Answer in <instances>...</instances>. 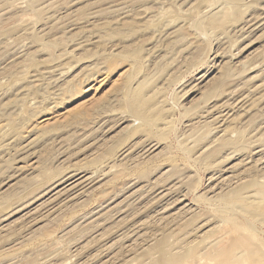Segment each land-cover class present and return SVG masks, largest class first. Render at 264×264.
Returning a JSON list of instances; mask_svg holds the SVG:
<instances>
[{
  "label": "rangeland",
  "instance_id": "1",
  "mask_svg": "<svg viewBox=\"0 0 264 264\" xmlns=\"http://www.w3.org/2000/svg\"><path fill=\"white\" fill-rule=\"evenodd\" d=\"M263 13L0 0V264H150L161 240L205 247L237 220L264 246V223L220 199L250 167L264 183ZM201 252L182 261L214 263Z\"/></svg>",
  "mask_w": 264,
  "mask_h": 264
},
{
  "label": "bare ground",
  "instance_id": "2",
  "mask_svg": "<svg viewBox=\"0 0 264 264\" xmlns=\"http://www.w3.org/2000/svg\"><path fill=\"white\" fill-rule=\"evenodd\" d=\"M264 14V13H263ZM255 25V24H254ZM258 29V28H257ZM254 31V30H253ZM133 105V104H132ZM135 105V107L137 108V104H134ZM133 105V106H134ZM135 107H132L133 109H134V111L138 114V115H140L142 118H143V121H144V119L147 121V122H149V123H151V120H148V118L145 116V112H143V111H140V110H138V109H136ZM139 117V116H138ZM141 118V119H142ZM222 119V118H221ZM146 121H144L145 122V124H147V122ZM221 121V120H220ZM219 121V122H220ZM223 122H224V120H223ZM148 123V124H149ZM225 136H222V138H224ZM225 140H228V139H226V138H224ZM224 139H221V140H223V142L225 141ZM222 142V141H221ZM227 142V141H226ZM227 143H229V140H228V142ZM234 143V142H233ZM261 143V142H260ZM225 145V144H224ZM228 145V144H227ZM229 145H230V143H229ZM228 145V146H229ZM256 145V144H255ZM259 145V144H258ZM222 146V145H221ZM233 146V145H232ZM262 147V146H261ZM262 150V149H261ZM213 152H215V150L213 151V149H212V155H213ZM260 164V163H259ZM257 167H259V166H257ZM264 167V166H263ZM261 168H262V166H261ZM248 169H251L252 171H250V170H248L247 172V175L245 176L246 178H247V181L244 183H239V185L238 186H236V187H232L231 188V185H230V189L228 190V187H227V190L228 191H226V193H224V194H222L221 196H220V194L218 195V196H220V199H222V202L225 204V208H223L224 210H226V212H230L231 214H234V213H238V214H241L242 216H244V217H248V218H250V219H252V220H254V221H260L261 222V225H262V222L264 223V183L263 184H259L258 183V181H256V179H255V177H254V170L255 169H253L252 167H250V168H248ZM260 171V170H259ZM262 171V170H261ZM264 171V170H263ZM262 171V172H263ZM250 173H253V175L251 174L250 175ZM257 173H259V172H257L256 171V175H257ZM214 174H216V173H214ZM220 175V174H219ZM255 175V176H256ZM87 177V176H86ZM245 177H243L244 179H246ZM258 177H260L259 175H258ZM262 177H264V176H262ZM88 178V177H87ZM212 178H216V177H214V176H212ZM218 178V177H217ZM226 178V177H225ZM243 178H242V180H243ZM65 179V178H64ZM86 179V178H85ZM89 179V178H88ZM227 179V178H226ZM260 179V178H259ZM228 180V179H227ZM242 180H241V182H242ZM261 180V179H260ZM262 180H264L263 178H262ZM79 182H81L80 180H78ZM86 181V180H85ZM215 180H213V182H214ZM219 181H220V178H219ZM59 182V181H58ZM91 182V181H90ZM223 182H224V180H223ZM227 182V181H226ZM229 182V181H228ZM56 183V182H55ZM78 183V182H77ZM83 183H85V182H83ZM225 183V182H224ZM75 184H76V182H75ZM79 184H81L82 186H83V184L82 183H79ZM87 184V183H86ZM232 184V183H231ZM52 185H54V184H52ZM60 185V184H59ZM81 185H79V186H81ZM89 185V184H88ZM212 185H214V184H212ZM223 185V187H224V185H227V183L226 184H222ZM72 186H73V183H72ZM72 186H69V187H72ZM235 186V185H234ZM50 187H52L51 185H50ZM68 187V188H69ZM84 188V187H83ZM213 188V187H212ZM221 188V187H220ZM56 189V188H55ZM70 189V188H69ZM45 190V192H46V189H44ZM49 190V189H48ZM61 190H63V189H61ZM60 190V191H61ZM72 190V189H71ZM218 190V189H217ZM59 191V189L56 191V192H58ZM60 191L58 192V194L60 193ZM73 191V190H72ZM77 192V191H76ZM215 192V191H214ZM216 192H218V193H220L219 191H216ZM40 193H41V191H40ZM43 193V192H42ZM51 193V192H50ZM52 193H53V191H52ZM63 193V192H62ZM75 193V192H74ZM167 193V192H166ZM217 193V194H218ZM44 194V193H43ZM48 194V193H47ZM57 194V193H56ZM72 194V193H71ZM174 194V193H173ZM213 194V193H212ZM67 195V194H66ZM65 195V196H66ZM73 195V194H72ZM214 195H216V194H214ZM39 196H41V195H39ZM52 196H54V195H52ZM59 196V195H58ZM76 196V195H75ZM79 196V195H78ZM132 196V195H131ZM183 196V195H182ZM55 197V196H54ZM60 197V196H59ZM47 198V197H46ZM51 198V197H50ZM35 199H37V198H35ZM41 199V198H40ZM177 199V198H176ZM48 200V199H47ZM52 200H53V198H52ZM182 200V199H181ZM48 201H51V200H48ZM170 201V200H169ZM175 201V200H174ZM44 202V201H43ZM153 202V201H152ZM166 202V201H165ZM171 202V201H170ZM184 202V201H183ZM182 202V203H183ZM178 203V202H177ZM187 203V202H186ZM37 204V203H36ZM40 204H44V203H42V202H40ZM155 203L153 202V205H154ZM164 204V203H163ZM136 205V204H135ZM174 205V204H173ZM38 206V205H37ZM36 206V207H37ZM47 206H48V204H47ZM137 206V205H136ZM182 206V205H181ZM35 207V208H36ZM158 207V206H157ZM160 207V206H159ZM158 207V208H159ZM176 207V206H175ZM39 208V207H38ZM120 208V207H119ZM167 208V207H166ZM190 208V207H189ZM43 209V208H42ZM34 210H36V209H34ZM164 210V209H163ZM169 210V209H168ZM223 210V211H224ZM41 211V210H40ZM93 211V210H92ZM103 211V210H102ZM162 212V211H161ZM165 212V211H164ZM155 213V212H154ZM34 214V213H33ZM165 214V213H164ZM177 214V213H176ZM221 214H223V212H221ZM227 214V213H226ZM160 215V214H159ZM161 215H162V213H161ZM160 215V216H161ZM102 216V215H101ZM106 216V215H105ZM105 216H103V217H105ZM218 216V215H217ZM219 216H221L220 214H219ZM218 216V221L220 220V217ZM231 216V215H230ZM91 217H93V216H91ZM215 217V216H214ZM222 218V217H221ZM235 218V217H234ZM98 219V218H97ZM217 219V218H216ZM225 221V219H221V221ZM231 221L233 220V219H230ZM246 220V219H245ZM222 221V222H223ZM230 221V222H231ZM233 221H235V220H233ZM232 221V222H233ZM244 221V220H243ZM220 222V221H219ZM222 222H221V224L220 225H222ZM226 222H227V219H226ZM226 222H224V223H226ZM236 222V221H235ZM260 222H258V223H260ZM229 223V222H228ZM237 223H239L240 225H241V223L240 222H238V220H237ZM243 223V222H242ZM257 223V222H256ZM213 224V223H212ZM216 224H217V221H216ZM215 224V225H216ZM233 224H234V222L233 223H231V225L233 226ZM236 224V223H235ZM131 225V224H130ZM226 225V227H227V223L225 224ZM237 225V224H236ZM235 225V226H236ZM240 225L239 226H236V227H233V228H231V227H229L230 228V230H225V228H224V230H225V233H223L222 235H217V237L215 238L214 237V235H213V237L215 238L214 240H210V242H209V240H208V242H209V245H211L212 244V247L210 246V248L208 247L209 245H208V243L206 244H204L205 245V247H208V249L207 248H205L204 246H203V244H202V246H201V244H199V243H195V242H197V241H195V239H194V243H192L191 241L189 242V244H188V242L187 241H185V242H187L186 243V245H182V244H179L178 245V247H179V250H172L171 249V247H170V244H168L167 243V240L165 241V239H163V240H161L160 242H158V243H156V246L155 245H153L154 247H157L158 249H159V254H158V257L157 256H155V258H151V263L150 264H184L183 262H185V263H187L186 261L188 260L189 261V259H185V261H182V258H183V255H186V254H189L187 257H189L190 255V257H193V258H195L196 256H197V254H198V252L199 251H201L202 250V252H203V250H205L206 252H207V254L209 255V256H211V258L210 259H212V261L214 262H212L213 264H264V246H262V242H258L257 241V237H256V239H255V237H254V235L252 234L253 233V230L250 228L249 229V227H246L244 224V226L245 227H240ZM242 225V226H243ZM213 226V225H212ZM214 227V226H213ZM212 227V228H213ZM216 227V226H215ZM218 227V226H217ZM222 228L220 229V231L221 232H223L222 230H223V227H225V226H221ZM219 228H220V226H219ZM226 229H228V228H226ZM263 229V228H262ZM250 230H252V231H250ZM120 231V230H119ZM216 231V230H215ZM257 231V230H256ZM130 233V232H129ZM215 234H216V232H215ZM258 234V233H257ZM127 235V234H126ZM130 236V235H129ZM256 236V235H255ZM263 238V237H262ZM122 239V238H121ZM126 239H127V237H126ZM196 239H198V238H196ZM120 240V239H119ZM118 240V242H120ZM131 240V239H130ZM129 240V241H130ZM137 240V239H136ZM135 240V241H136ZM202 240V239H201ZM258 240L259 241H263V239L261 240V237L259 238L258 237ZM124 242H125V240H123ZM128 241V240H127ZM128 241V242H129ZM206 241V240H205ZM112 242V241H111ZM116 242V241H115ZM122 242V241H121ZM131 242H134V241H130V243ZM184 242V243H185ZM112 243H114V241L112 242ZM130 243H129V245H130ZM153 243V242H152ZM154 243V244H155ZM183 243V244H184ZM203 243V242H202ZM264 243V242H263ZM110 245H111V243H109ZM116 244V243H115ZM122 244H123V242H122ZM135 244V243H134ZM109 245V246H110ZM118 245V244H117ZM129 245H128V247H129ZM132 245V244H131ZM131 245H130V247H131ZM188 245V246H187ZM104 246V245H103ZM109 246H106V247H109ZM122 246H124V244L122 245ZM121 246V247H122ZM111 247V246H110ZM152 247V246H151ZM126 248V247H125ZM148 248H150V246H148ZM147 248V249H148ZM107 249V248H106ZM117 249V248H116ZM130 249V248H129ZM128 248H127V250H129ZM118 250V249H117ZM126 250V249H125ZM146 250V249H145ZM151 250V249H150ZM114 251V250H113ZM116 251V250H115ZM130 251V250H129ZM152 251H153V249H152ZM157 251V250H156ZM205 251L203 252V253H205ZM112 252V251H111ZM110 252V253H111ZM118 252H120V251H118ZM201 252V253H202ZM55 253V252H54ZM53 253V254H54ZM149 253V252H148ZM147 253V254H148ZM152 253V252H151ZM57 254V253H56ZM112 254V253H111ZM110 254V255H111ZM155 254V253H154ZM61 255V254H60ZM151 255V254H150ZM156 255V254H155ZM196 255V256H195ZM201 255V254H200ZM118 256H119V254H118ZM207 256V255H206ZM208 256V257H209ZM153 257V256H152ZM65 258V257H64ZM73 258V257H72ZM186 258V257H185ZM43 259V258H42ZM76 259V258H75ZM204 259H205V257H204ZM27 260V259H26ZM43 260H45V259H43ZM49 260V259H48ZM193 260V259H192ZM200 260V259H199ZM207 260V259H206ZM42 261V260H41ZM46 261V260H45ZM45 261H43V262H41V263H44ZM72 261H74V260H72ZM197 261H198V259H197ZM211 261V260H210ZM49 262V261H48ZM67 262V261H66ZM75 262V261H74ZM195 262V261H194ZM60 263V262H59ZM81 263V262H80ZM86 263H88V262H86ZM48 264V263H47ZM51 264V263H50ZM62 264V263H61ZM188 264V263H187Z\"/></svg>",
  "mask_w": 264,
  "mask_h": 264
}]
</instances>
